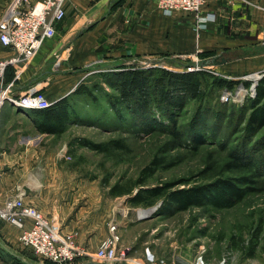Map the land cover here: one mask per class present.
Returning <instances> with one entry per match:
<instances>
[{
  "label": "rangeland",
  "instance_id": "obj_1",
  "mask_svg": "<svg viewBox=\"0 0 264 264\" xmlns=\"http://www.w3.org/2000/svg\"><path fill=\"white\" fill-rule=\"evenodd\" d=\"M9 1L0 0V15ZM172 58L191 63L199 60L157 56L140 58L136 63L144 67L182 68L183 65L170 62ZM111 68L114 66L92 68L85 82L93 89L96 100L73 96L74 119L64 132L48 134L41 141L54 153L61 174L57 181L67 184L75 193L69 194L75 198V207L94 213L104 210L101 223L105 227L116 219L122 233L121 244L129 247L127 264L143 260L146 251L176 264H195L199 255L205 264H264V126L248 132L247 110L241 108L246 98L255 94L250 86L256 76L232 77L239 80L232 89L209 91L211 95L203 103L209 104L208 108L200 110L196 100H187L184 109L176 114V130L184 136L176 139L166 114L159 109H152L155 114L145 115L142 121L135 118L140 113L135 115L127 107H121L120 118L112 111L107 98L114 91L101 75ZM8 109L16 110L6 103L2 112ZM239 110L245 111V120ZM11 123L27 126L18 116ZM28 124L31 126V121ZM196 133L202 135L203 143H193L192 135ZM117 138L124 139L125 149L109 143L104 151H99L88 145ZM154 157L160 159V164L155 165L153 173L144 172ZM237 157L240 162H235L240 165L230 168L227 163ZM236 177L251 178L254 181L241 185H254L256 189L231 207L192 206L171 212L162 207V197L148 206L129 201V196L140 187V179L141 186L173 182L175 188H182L211 186L225 178L234 181ZM32 181L38 183L36 179ZM25 188L28 194L30 190ZM2 222L0 219V225ZM70 233L77 238V229ZM0 242L6 245L1 234Z\"/></svg>",
  "mask_w": 264,
  "mask_h": 264
},
{
  "label": "crops",
  "instance_id": "obj_2",
  "mask_svg": "<svg viewBox=\"0 0 264 264\" xmlns=\"http://www.w3.org/2000/svg\"><path fill=\"white\" fill-rule=\"evenodd\" d=\"M65 11L55 35L43 42L30 64L7 74L5 82H13V94L36 86L54 102L85 81L97 65L130 64L157 56L198 60L200 52L209 51L217 57V63L209 65L217 74L238 77L264 71V0H206L202 11L213 14L214 20L202 29L195 28L193 14L182 10L164 14L157 0H67ZM9 53L0 45V57ZM57 56L60 61L55 64ZM24 112L1 113L0 202L12 194L15 184L24 185L31 191L26 202L55 219L60 231L77 229L78 243L93 252L108 233V225L101 223L104 210L94 213L75 207V198L69 196L75 193L57 181L61 174L54 153L42 146L48 134L38 132L32 122L30 126L31 111ZM17 116L26 127L12 125ZM19 232L13 224L1 223L0 234L9 251L0 252V264H55L22 247ZM77 264L108 263L87 255L77 258Z\"/></svg>",
  "mask_w": 264,
  "mask_h": 264
},
{
  "label": "trees",
  "instance_id": "obj_3",
  "mask_svg": "<svg viewBox=\"0 0 264 264\" xmlns=\"http://www.w3.org/2000/svg\"><path fill=\"white\" fill-rule=\"evenodd\" d=\"M211 54V51L200 52L199 60L196 63L193 62L194 64L190 61L169 60L170 62L177 63V65H183L179 69L155 66L144 67L136 62L130 64H113L114 68L101 73L103 80L114 91L112 94H108L107 103L112 111L117 112L119 118L122 117L121 107L124 106L135 115L140 113V115L135 116L140 121L145 119V115L147 114L150 116L154 115L155 112L152 109H159L166 114V121L171 125L176 139L181 138L184 134L176 130L178 123L176 114L184 109L187 100H196V108L199 107L200 110L202 108H208L209 104L203 105V103L207 101L208 95H211L209 91H214V88L232 89L239 81L237 79L227 78L222 74H215L210 69L202 67L200 65L201 60L211 56ZM192 64L193 66L199 65L200 67L187 69ZM9 73L12 75V67L6 69V79ZM75 95L87 96L90 101L96 100L93 89L85 81L79 82L74 90L60 99L51 102L49 106L30 110L31 112L28 115L36 130L47 134H60L64 132L69 122L76 116L71 106V99ZM209 107L218 110L221 109L213 105ZM241 108L247 110L246 120L244 119L246 116L244 110H239L238 114H243V118L241 119L245 120L248 132L257 131L264 126V73L257 80L254 96L246 98ZM216 113H219V111ZM161 114L159 113V115ZM192 140L196 145L203 143V138L200 133L192 135ZM109 143L114 148L119 149H125L127 146L123 138L110 139L107 143L89 142L88 145L92 149L104 151L106 144ZM235 161L240 162L237 157V160H231L227 165L230 168L240 165ZM159 164L160 159L154 157L150 161V164L144 167L143 171L149 174L153 173L157 167L155 165ZM252 175L257 176L255 172H252ZM248 180L254 181L251 178H247L246 180L245 177H236L234 181L225 178L211 186L194 185L175 188L173 182H165L153 186H141L142 180L140 179V187L129 196V201L134 205L148 206L162 197V207L169 208L171 212L185 210L192 206L202 207L210 205L215 208H226L233 206L247 193L256 189L254 185H241L248 182ZM251 183L253 184L255 182ZM1 251H9V248L0 242Z\"/></svg>",
  "mask_w": 264,
  "mask_h": 264
},
{
  "label": "built area",
  "instance_id": "obj_4",
  "mask_svg": "<svg viewBox=\"0 0 264 264\" xmlns=\"http://www.w3.org/2000/svg\"><path fill=\"white\" fill-rule=\"evenodd\" d=\"M66 1L10 0L1 13L0 45L7 48L10 53L0 57V121L2 108L6 103L23 112L51 104L42 89L36 86L29 87L22 94H13L11 92L13 82H5V72L8 67H12L14 74L26 68L43 42L55 35L56 23L66 13ZM227 1L232 3L236 0ZM205 2L206 0H157V5L167 15L175 10L193 14L195 28L202 29L209 21L214 20L213 14L203 13ZM59 61L57 56L55 64ZM199 67V65L188 66L187 69ZM253 74H256V78L250 86L252 93H254V84L263 75V71L252 72L243 77L249 79L251 78L249 75ZM223 76L232 78V76ZM26 195L24 185L15 184L12 194L0 202V219L17 227L20 230L18 234L20 245L31 250L41 260L55 264H77V258L89 255L99 263H128L129 247L121 244L119 224L116 219L108 223L107 235L93 252H89L85 246L78 243L72 233L60 231L55 219L45 216L34 205L26 202ZM136 264L176 263L165 258H157L150 251H146L144 259L137 261ZM195 264H205L201 255L196 258Z\"/></svg>",
  "mask_w": 264,
  "mask_h": 264
},
{
  "label": "water",
  "instance_id": "obj_5",
  "mask_svg": "<svg viewBox=\"0 0 264 264\" xmlns=\"http://www.w3.org/2000/svg\"><path fill=\"white\" fill-rule=\"evenodd\" d=\"M215 63H217V57L216 56H211V57H206V58L202 59L201 62H200V65L202 67H206V66H209L210 64H215ZM263 73H264V71H263ZM256 83L257 82H255L254 87H253L254 88V92H255Z\"/></svg>",
  "mask_w": 264,
  "mask_h": 264
},
{
  "label": "bare ground",
  "instance_id": "obj_6",
  "mask_svg": "<svg viewBox=\"0 0 264 264\" xmlns=\"http://www.w3.org/2000/svg\"><path fill=\"white\" fill-rule=\"evenodd\" d=\"M256 76V74H254ZM105 111V110H104ZM206 115V114H205Z\"/></svg>",
  "mask_w": 264,
  "mask_h": 264
}]
</instances>
